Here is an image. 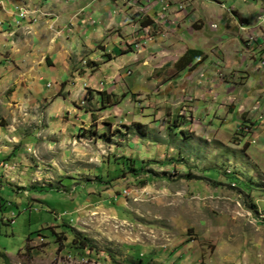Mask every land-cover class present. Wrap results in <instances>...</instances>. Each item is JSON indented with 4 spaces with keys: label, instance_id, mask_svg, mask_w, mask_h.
<instances>
[{
    "label": "rangeland",
    "instance_id": "374dc122",
    "mask_svg": "<svg viewBox=\"0 0 264 264\" xmlns=\"http://www.w3.org/2000/svg\"><path fill=\"white\" fill-rule=\"evenodd\" d=\"M219 1L167 0L176 22L160 5L153 22L151 0H0V142L9 153L0 255L9 264H264L261 142L254 125L239 122L236 133L235 113L218 109L239 93L226 96L219 81L217 103L199 105L193 81L181 82L190 70L170 86L177 71L161 68L192 49L204 66L218 63L224 83L242 76L232 59L258 36H239L230 7L252 0ZM253 10L261 27L264 12ZM98 89L107 90L103 106ZM113 157L142 172L122 176Z\"/></svg>",
    "mask_w": 264,
    "mask_h": 264
},
{
    "label": "crops",
    "instance_id": "0c3cea01",
    "mask_svg": "<svg viewBox=\"0 0 264 264\" xmlns=\"http://www.w3.org/2000/svg\"><path fill=\"white\" fill-rule=\"evenodd\" d=\"M151 1H154L153 3H155V0H151ZM175 1H178V0H175ZM186 1L188 2V5H189V3H191L190 5H193V4L197 5L198 4L200 7H201V5H204V2L203 3L199 2L200 0H194V1L193 0H186ZM132 2H134V1H132ZM147 3L148 2H146L145 4H147ZM153 3H151V5ZM199 6H198V8H199ZM254 7H258L261 12H264V0H252L250 3L246 4L244 10L239 9L240 11H237V9H235V6L230 7L231 18L234 19V22L236 23L237 27L240 24V27L237 29L239 36L242 35V32H240L241 31L240 28L242 27V25H248L249 30L248 29H244V30L249 31L250 33L257 35L258 37H260L261 35H264V23L262 25H260L261 27H258L259 25H257L256 21L251 20V15H252V12L254 11L253 10ZM151 8H153V9L157 8L156 13H155V11L153 13V16H154L153 22H155V19L159 15V6H158V4L156 6L152 5ZM222 9L223 8H221V10ZM173 10H174V8H173ZM170 12H172V8L169 7L168 10L166 11V15L164 17L169 22H176L175 19L170 18V15H169ZM194 13L196 14L197 12H194ZM178 16H179L178 17L179 19L182 18V15L179 14ZM236 17H239V18L237 19ZM203 18L199 17L197 15L196 20H199L200 22L205 24ZM181 20L182 19H180V21ZM12 22H10V23L12 24ZM183 22H184V20H183ZM162 23L164 25L167 24L165 22H162ZM23 24H26V22L23 21ZM106 24H107V26H109V28L113 27V25H111V24H109V25H108V23H106ZM170 24H175V23H170ZM177 24L182 26V24H180L179 21H177ZM217 24L222 26V21L215 24L216 25L215 29H217L219 27V25H217ZM199 25H201V24L199 23ZM204 27L207 30L206 32H204L202 29ZM202 28L200 29V31H202V34L203 33H205L207 35L213 34L211 31H209L206 28V26H202ZM220 28H222V27H220ZM76 29H79L78 25H77ZM210 29H212V28L210 27ZM73 31H75V29ZM227 33L229 35H231L232 32L231 33L227 32ZM92 34H94V33H90V34L88 33L87 37L89 35H92ZM202 40H206V39L204 38ZM85 41H87V40H85ZM80 42H81V45H83V41L81 40ZM86 44H88V43H86ZM238 46H240V45L238 44ZM177 48H179V47H177ZM239 48H241V47H239ZM120 50H123V47H121ZM190 50H192V49H190ZM115 51H117L116 48L113 49V53ZM240 51H241V57L236 58V59L233 58L232 64H234L233 68H235V70H238V72L242 73V76L240 74L234 73V72L229 73L230 74L229 78L231 79L229 83H224V80L222 78L219 79V77L217 76V73H219V72L224 73L223 70H220V71L217 70V64L218 63L212 64V65L210 64V66L207 67V66H204L203 61L199 62V63H197L198 61L197 62L195 61V63H193V64H195L194 65L195 68H193L191 70L190 74L187 73V75L185 76V78L181 82L193 81V83H192L193 87H195V89H196L194 95L195 96L197 95L199 97V102H198L199 105H202V104L208 103V102H210L212 105L214 103H217L218 93L216 92V89H220V87L223 88L221 86V84L219 83V81H221V83H223V85L226 86L223 89L224 93H226L225 94L226 96L239 93L240 96H238L237 98L223 99L220 102V103H222V106L218 105V109H222L224 115L229 114L230 116H232L235 113V115L238 119L237 120L238 122L235 123V124H237L235 127L236 133L240 132L238 130L241 129V125H238L239 122H246L247 121V123L249 125L255 126V131H254V126H252L251 133L249 134V143L253 140L254 132L256 135L258 134L257 135L258 139H259L258 141L261 142V145L259 147L260 151H258V152H259V155L261 157H264V153H263L264 152V69L257 70V60H258L260 52L262 51V50H260V40L258 39L255 42L254 46H252V47H245L244 48L242 45V49ZM185 52H186V50L184 52H182L181 54L179 53L180 56L177 57L171 63H166L165 65L161 66V68H167V70L174 68L177 71V74L175 77L173 76L174 77L173 79L171 78V79H169V81L167 80V83L170 84V86H175V84L181 83V82H177L175 79L177 77H179L183 71H188L190 68V66H188L184 70H181L182 67L184 66V64L182 63V64L176 65L177 60ZM107 54H109L111 56V58H113V55L111 53L107 52ZM202 54H204L203 51H202ZM202 54H201V57H204ZM131 56L134 57L132 54H131ZM132 57H130V59ZM107 59H109V57H107ZM109 60H111V59H109ZM116 60L117 59L111 60V63H117L118 61H116ZM119 63H120V61H119ZM115 65H117V64H115ZM232 70H234V69H232ZM1 73H2V70H0V75H1ZM239 76L243 78V81L241 83H236L235 81L239 80L238 79ZM2 80H3L2 76H0V82H2ZM237 89H238V91H237ZM182 90H183V92H185L184 89H181V91ZM104 91L107 92L106 89H104L103 91L101 89L100 90L98 89L97 92L103 93ZM244 91L246 92L245 94H244ZM213 92H215L217 96ZM208 96H209V99H207ZM223 103L228 104L229 107L226 108L223 105ZM256 106H257V110L254 111L253 107H256ZM113 108L116 109V106H114ZM247 111H249V113H247ZM88 116H90V115H88ZM217 119L220 120L219 117H217ZM226 119L227 118L225 117L224 122H229V120L227 121ZM245 126H247V125H245ZM240 134L242 135L241 132H240ZM243 135H244V133H243ZM1 140H2V138H1ZM8 154L9 153L7 151H5V141L2 140L0 142V177H2L3 179L9 177V176H5V166L7 167V162H5V160L9 156ZM9 185H11V183L8 184V186Z\"/></svg>",
    "mask_w": 264,
    "mask_h": 264
},
{
    "label": "trees",
    "instance_id": "16d2710c",
    "mask_svg": "<svg viewBox=\"0 0 264 264\" xmlns=\"http://www.w3.org/2000/svg\"><path fill=\"white\" fill-rule=\"evenodd\" d=\"M152 25V20L151 19H147L146 17L142 19L141 21V27L142 28H147V27H150ZM201 52L200 51H195V50H187L176 62V65L178 64H184V66L182 67L181 70H184L185 68H187L188 66H193V63L196 61L200 62V58H201ZM190 71L192 70L189 69ZM98 95L100 96L101 98V104L103 106V93L102 92H99ZM85 98H87V94L84 95ZM117 158L113 157L112 160L114 161V164L115 165H119L120 163H122V166L123 168H118L117 170L121 173L122 176L124 177H128V175H133V176H138L140 172H142V169L141 168H137L135 167V161L132 160V159H125L123 158V161L120 162V163H117L118 160H116ZM116 160V161H115ZM108 162V161H107ZM109 163V162H108ZM119 175V176H121ZM9 187L11 189H15L16 188H13V186L11 187V185H9ZM17 191V190H16ZM18 193V192H17ZM4 221V220H2ZM11 223L13 222V220L11 219L10 220ZM8 220H5V223H7ZM75 244H76V247L79 248V249H85V245L82 241H75ZM1 254V253H0ZM1 259H3V264H9V260L8 258L2 254L0 255Z\"/></svg>",
    "mask_w": 264,
    "mask_h": 264
},
{
    "label": "built area",
    "instance_id": "2783aa9c",
    "mask_svg": "<svg viewBox=\"0 0 264 264\" xmlns=\"http://www.w3.org/2000/svg\"><path fill=\"white\" fill-rule=\"evenodd\" d=\"M150 3V1H149ZM155 3H157L158 5H160V10H161V13L162 12H165L166 9L169 7V4L167 2V0H155ZM219 6H224L223 4H221L220 2H216ZM187 5V4H185ZM225 7V6H224ZM185 7L183 5L179 6V9H184ZM21 21L23 20H26V19H22L21 17V13L20 15L18 16ZM264 19V15L263 16H259V20H262L263 21ZM150 27H147V28H143V30H148ZM211 28L212 29H215L216 28V25H211ZM240 29H245L244 27H241ZM260 40V50H262L259 54V57H258V60H257V70H262L264 69V37H262V35L254 40H248L247 41V46L246 47H252L254 46L255 42L257 40Z\"/></svg>",
    "mask_w": 264,
    "mask_h": 264
}]
</instances>
